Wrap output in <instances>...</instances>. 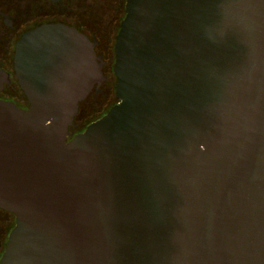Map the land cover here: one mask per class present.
<instances>
[{
    "label": "water",
    "instance_id": "1",
    "mask_svg": "<svg viewBox=\"0 0 264 264\" xmlns=\"http://www.w3.org/2000/svg\"><path fill=\"white\" fill-rule=\"evenodd\" d=\"M125 11L118 100L73 135L105 79L94 41L44 22L15 42L28 105L0 98V264H264V0Z\"/></svg>",
    "mask_w": 264,
    "mask_h": 264
},
{
    "label": "flooded vegetation",
    "instance_id": "2",
    "mask_svg": "<svg viewBox=\"0 0 264 264\" xmlns=\"http://www.w3.org/2000/svg\"><path fill=\"white\" fill-rule=\"evenodd\" d=\"M126 1L127 0H0V25L3 27L0 32V67L8 71L10 75V82L5 83L3 89L0 90V98L12 100L19 106L26 107L28 105L27 98L19 87L14 74V47L15 42L26 29L44 22H62L72 25L87 35L89 39L93 40L95 51L103 61L102 70L105 73V68L108 67L113 58L115 59V54L114 49L112 52L108 48L111 40L107 38L108 32L102 30V27L111 25L119 31L121 21L126 12ZM117 34L114 37V42H116ZM4 38L7 40L6 44H3ZM109 80L110 77L106 72L105 79L99 86V89L102 88L103 83ZM16 89L22 97L20 103L9 95V93L11 94L13 90L16 91ZM74 120L73 124L69 127L71 135L81 131L75 130ZM15 223L16 215L0 206V261Z\"/></svg>",
    "mask_w": 264,
    "mask_h": 264
},
{
    "label": "rangeland",
    "instance_id": "3",
    "mask_svg": "<svg viewBox=\"0 0 264 264\" xmlns=\"http://www.w3.org/2000/svg\"><path fill=\"white\" fill-rule=\"evenodd\" d=\"M3 27L0 25V32ZM102 30L107 31V38H110L108 45L109 50L113 52L114 49V37L116 36L118 29L113 28L111 25H106L102 27ZM5 39V38H4ZM7 40L3 41V44H6ZM13 45V43H12ZM13 53V52H12ZM114 63V58L110 62L107 68H105V73L107 72L110 80L103 83L102 88L99 90H93L81 103L79 106V111L75 116V130H83L88 123L95 120L96 118L102 116L114 103L117 102L118 98L115 94V79L116 76L113 72L112 65ZM17 91V92H16ZM9 95L11 98L17 100V102L22 101V97L19 94V91L16 89Z\"/></svg>",
    "mask_w": 264,
    "mask_h": 264
}]
</instances>
